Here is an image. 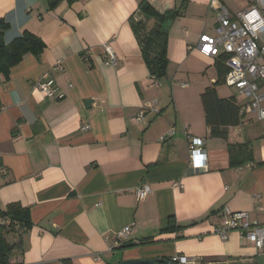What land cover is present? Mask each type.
I'll return each instance as SVG.
<instances>
[{"label":"crops","instance_id":"obj_1","mask_svg":"<svg viewBox=\"0 0 264 264\" xmlns=\"http://www.w3.org/2000/svg\"><path fill=\"white\" fill-rule=\"evenodd\" d=\"M139 1L63 0L51 8L48 0H0L5 41L27 30L45 44L0 75V210L19 202L32 223L22 247L9 254L13 264H116L175 254L200 264H264V251L237 231L225 240L213 233L225 209L264 224V155L245 163L235 155L231 164L228 149L258 137L254 117L229 127L226 139L211 137L200 95L216 81L215 67L207 82L176 79L185 63L214 66L216 58L202 55L197 42L213 34L215 12L209 0L182 1L187 16L173 18L167 41L170 68L179 69L172 78L167 69L159 83L129 23ZM219 1L231 13L240 10ZM106 46L115 65L106 63ZM45 73L54 79V98L33 88ZM219 88L220 97L230 96ZM187 135L204 140L201 171L189 167ZM145 185L150 191L137 200L135 189ZM127 225L128 236L109 250ZM5 237L13 242L18 234Z\"/></svg>","mask_w":264,"mask_h":264},{"label":"built area","instance_id":"obj_2","mask_svg":"<svg viewBox=\"0 0 264 264\" xmlns=\"http://www.w3.org/2000/svg\"><path fill=\"white\" fill-rule=\"evenodd\" d=\"M209 7L215 12L216 25L213 34L203 33L197 42L198 51L207 57H224L227 72L224 82L233 88L235 95L242 96L244 100L239 104V114L254 116L258 120L264 119V0H250V3L235 13L219 0H209ZM106 63L116 64V56L113 50L105 47ZM83 61L89 62V56L83 55ZM60 66L58 65V68ZM181 87L186 83H179ZM47 99L54 98L56 88L54 79L47 73L33 84ZM146 108L157 111L153 105ZM138 113L137 120L145 117V110ZM248 119L245 120L248 123ZM89 125L83 124L82 129H88ZM173 134L170 128L167 133L160 136L164 140ZM189 140V167L192 171H201L205 168L206 154L204 140L199 136L187 135ZM1 180V179H0ZM150 188L135 189L137 200H142ZM127 225L116 233L109 250L117 247L119 239H124L129 234ZM237 231L241 238L260 251H264V224L251 222L248 213L244 211L231 212L225 209V215L220 224L215 226L213 233L225 240L228 234ZM108 240V239H106ZM170 260L175 264H200V258L188 257L181 254L173 255Z\"/></svg>","mask_w":264,"mask_h":264},{"label":"trees","instance_id":"obj_3","mask_svg":"<svg viewBox=\"0 0 264 264\" xmlns=\"http://www.w3.org/2000/svg\"><path fill=\"white\" fill-rule=\"evenodd\" d=\"M60 1L63 0H48V3L52 8ZM66 1L71 3L74 0ZM180 10L181 7L177 6L176 0H140L135 15L129 18L141 57L154 80L166 76L170 26L168 28L165 26L168 20L172 21L180 15ZM7 28L8 23L0 18V75L4 77L8 76L11 68L18 64L25 54L39 55L45 48L42 39L27 30L10 41H5L4 33ZM214 67L217 74L216 81L212 86L204 89L200 100L204 111V122L209 128V136L226 139L228 128L240 125L242 116L239 114V104L235 96L220 97L215 88L219 82L224 83L227 72L223 56L215 59ZM228 149L231 154V164L235 155L241 157L239 163L253 159L252 151L247 144L229 145ZM31 226L29 208L19 202L7 203L0 210V264H13L9 261V254L22 247L21 235ZM8 233L18 234V239L9 242L5 237Z\"/></svg>","mask_w":264,"mask_h":264},{"label":"rangeland","instance_id":"obj_4","mask_svg":"<svg viewBox=\"0 0 264 264\" xmlns=\"http://www.w3.org/2000/svg\"><path fill=\"white\" fill-rule=\"evenodd\" d=\"M182 1L183 0H177V6L181 7V14L179 16L181 18L187 16V15L181 16L185 10V8H183L185 3H184V5H182ZM224 1L226 2L227 5L231 6L233 9H236V10L241 9V7L243 8L244 7L243 5L245 4V2L242 0H224ZM191 6L192 5H190V7ZM169 62L167 65V69H169V78H172L175 75L173 70H178L179 66L173 65V67L170 68L171 63H169ZM200 65H203L202 69H199ZM204 66H205L204 64L191 65L189 68L187 66V64L185 63L180 68L179 75H177L178 78H176V79L177 80L181 79L182 81L189 80V82L192 85L195 84L194 83L195 81H196V83L207 82L209 77L211 76V72H210L211 68L214 69V66L213 67H206V66L204 67ZM159 80L161 83H163L164 81H166V77L163 76ZM159 80H158V82H159ZM165 87L168 89V92L170 93L171 86L170 85L168 86V83H166ZM216 87H220L219 90L223 91L225 94H227V96L228 95H234L238 104H240L244 100V98L242 96L235 95L233 88H228L223 82H219L217 85H215V88ZM262 89L264 90V87ZM221 91H219V92H221ZM253 119L254 120L252 121V123H253L254 129H255V132L258 133V137L256 139L252 140V142L250 143L251 145H248V147H249V149H251L253 156L255 155V156L259 157V156L264 155V119L258 120L255 117Z\"/></svg>","mask_w":264,"mask_h":264},{"label":"water","instance_id":"obj_5","mask_svg":"<svg viewBox=\"0 0 264 264\" xmlns=\"http://www.w3.org/2000/svg\"><path fill=\"white\" fill-rule=\"evenodd\" d=\"M171 20H168L166 23V28L170 26ZM91 103V99L86 101V104ZM116 264H175L169 259H157V260H150V259H139V260H130V261H122Z\"/></svg>","mask_w":264,"mask_h":264}]
</instances>
